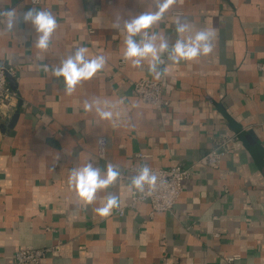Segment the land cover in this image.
I'll use <instances>...</instances> for the list:
<instances>
[{
  "label": "crops",
  "instance_id": "0c3cea01",
  "mask_svg": "<svg viewBox=\"0 0 264 264\" xmlns=\"http://www.w3.org/2000/svg\"><path fill=\"white\" fill-rule=\"evenodd\" d=\"M40 1L0 0V12L18 17L9 31L0 16V64L15 67L20 97L11 117L0 120V264H17L22 249L56 247L58 254L39 264H264V0H176L149 34L172 44L176 19L186 18L184 37L214 30V48L177 64L163 54L159 79L148 60L133 67L123 59L124 21L156 10L152 0ZM30 8L57 20L46 51L35 47V29L23 21ZM78 47L107 63L66 95L63 77L45 66H59ZM143 78L164 83V109L138 98L134 84ZM94 99L111 119L84 110ZM220 133L237 135L242 149L218 170L197 164ZM99 138L106 140L104 158ZM89 162L102 172L112 164L125 178L86 204L69 176ZM144 164L195 166L171 212L151 214L147 202L127 208L131 167ZM110 193L119 207L102 217L95 209Z\"/></svg>",
  "mask_w": 264,
  "mask_h": 264
},
{
  "label": "clouds",
  "instance_id": "9594fccd",
  "mask_svg": "<svg viewBox=\"0 0 264 264\" xmlns=\"http://www.w3.org/2000/svg\"><path fill=\"white\" fill-rule=\"evenodd\" d=\"M156 10L144 11L124 21V29L127 33L125 38V50L123 59L130 62L133 67H141L145 60L149 62V72L155 79H159L163 69L160 65L165 62L161 60L163 54H167V61L177 64L180 61H194L201 56H207L212 53L215 39V31L202 29L194 34L184 37L189 33L190 21L186 18H177L175 21V31L177 39L170 44L166 36H158L155 33L149 34L148 29L158 24L164 19L165 12L174 4L176 0H152ZM0 16L7 17V29L13 31L17 22L15 10L0 12ZM23 21L35 29L36 39L35 47L40 51H46L51 43V38L57 28V20L51 11L38 10L30 8L23 13ZM119 27V24L116 25ZM140 39L137 40L136 37ZM87 49L78 47L73 53L61 60L59 66L45 70H50L53 76L63 77L64 91L66 95H72L76 86L82 81L90 80L97 72L102 71L107 63L103 55L89 59L86 56ZM83 108L86 112L95 110L102 119H111L113 113L100 106L99 100H85ZM103 143V140H100ZM121 176L120 170L108 164L104 172L95 167L92 163H86L82 167L73 168L69 176V186L75 190L77 197L86 204L93 203L100 190L108 189L113 186ZM158 177L151 168L144 164L137 174L130 177V187L151 195L155 189ZM119 198L115 194H108L106 203L98 207L95 211L102 217L111 214L114 208L119 207Z\"/></svg>",
  "mask_w": 264,
  "mask_h": 264
},
{
  "label": "built area",
  "instance_id": "2783aa9c",
  "mask_svg": "<svg viewBox=\"0 0 264 264\" xmlns=\"http://www.w3.org/2000/svg\"><path fill=\"white\" fill-rule=\"evenodd\" d=\"M33 4L39 5L40 0H30ZM260 69H264V65H260ZM15 67L7 64H0V120H6L11 117L14 110L19 106V94L11 85L9 77L15 78ZM134 91L138 98L143 102L150 104L158 110L164 109L168 105L165 99L164 83L153 79L143 78L134 84ZM103 140V143L100 142ZM243 147L242 140L237 136H230L227 133H220L213 138V145L197 164L204 165L212 170H218L223 159ZM106 140L99 138L98 155L101 158L106 156ZM138 157H144L138 154ZM138 167H131L137 174ZM194 165H173L169 168H160L151 170L157 175L158 180L155 189L151 195L140 193L133 189L131 194V202L127 208H135L141 202H147L151 206V214L155 212H171L179 198L183 193L185 183L189 181L194 174ZM125 178V172L121 173L120 179ZM117 212L120 216L126 213L125 208H118ZM58 254L56 248L31 249L26 248L19 250L15 255L17 264H39L48 254ZM236 256L229 257L228 261L232 262Z\"/></svg>",
  "mask_w": 264,
  "mask_h": 264
},
{
  "label": "water",
  "instance_id": "95a60500",
  "mask_svg": "<svg viewBox=\"0 0 264 264\" xmlns=\"http://www.w3.org/2000/svg\"><path fill=\"white\" fill-rule=\"evenodd\" d=\"M10 79V82H11V85L14 89H16L17 85H16V82H15V78H12V77H9ZM18 117H19V113L16 112L15 115L13 116V118L11 119L10 121V124L8 125L9 128H13L18 120Z\"/></svg>",
  "mask_w": 264,
  "mask_h": 264
}]
</instances>
